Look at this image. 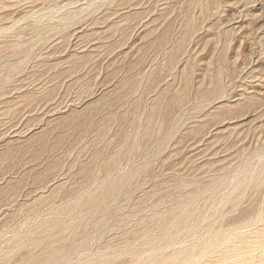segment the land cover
I'll list each match as a JSON object with an SVG mask.
<instances>
[{
  "label": "rangeland",
  "instance_id": "obj_1",
  "mask_svg": "<svg viewBox=\"0 0 264 264\" xmlns=\"http://www.w3.org/2000/svg\"><path fill=\"white\" fill-rule=\"evenodd\" d=\"M0 264H264V0H0Z\"/></svg>",
  "mask_w": 264,
  "mask_h": 264
}]
</instances>
